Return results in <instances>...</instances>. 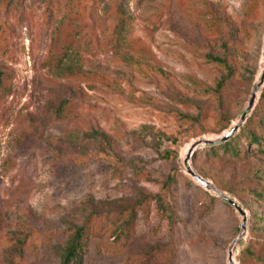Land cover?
Here are the masks:
<instances>
[{"label":"rangeland","instance_id":"rangeland-1","mask_svg":"<svg viewBox=\"0 0 264 264\" xmlns=\"http://www.w3.org/2000/svg\"><path fill=\"white\" fill-rule=\"evenodd\" d=\"M263 61L264 0H0V264H60L88 218L83 264H230L239 236L235 264L264 255V85L262 145L190 161L242 235L184 164L239 123Z\"/></svg>","mask_w":264,"mask_h":264},{"label":"trees","instance_id":"trees-1","mask_svg":"<svg viewBox=\"0 0 264 264\" xmlns=\"http://www.w3.org/2000/svg\"><path fill=\"white\" fill-rule=\"evenodd\" d=\"M124 18L123 16H119L116 25L114 27V32L112 35V38H115V42L119 41V36L123 31L124 28ZM67 51L63 50L60 46L56 45L52 49V56L49 59V64L51 63H57L60 64L62 62V59L66 56ZM208 59L211 62L220 64L222 66L228 67V62L226 59L221 58V57H213L209 56ZM224 83L220 82L218 85V90H221L223 87ZM64 104H68L65 102ZM63 106L62 105L60 112L63 111ZM191 118V117H188ZM251 118H248L244 125L240 127V129L232 136L230 140L227 142H222L218 143L215 145H206L204 149H208V152L217 154L219 152H223L228 155H232L234 157H239L241 155V150L239 148V145L243 138L245 141L252 142L256 145H262V140L260 137L253 132L251 129ZM229 126L227 125L224 129H227ZM94 136H100L101 134L99 132H95L93 134ZM245 135V136H243ZM202 148H199L196 150L195 154L197 153L198 150ZM194 154V155H195ZM174 181V178H169L168 183H172ZM254 196L258 198L259 200L264 201V191L259 193L255 192ZM217 197L212 196L211 200L212 203H215ZM263 221V220H262ZM94 229V222L92 218H88L84 222H82L80 225H76L73 228V233L72 236L67 244V247L61 257V262L60 264H83L84 261V256L88 252V241L90 237L92 236ZM239 262L240 264H264V255H260L256 251L253 250L251 242L248 243L245 248L242 250L240 253L239 257Z\"/></svg>","mask_w":264,"mask_h":264},{"label":"water","instance_id":"water-1","mask_svg":"<svg viewBox=\"0 0 264 264\" xmlns=\"http://www.w3.org/2000/svg\"><path fill=\"white\" fill-rule=\"evenodd\" d=\"M264 63V61H263ZM264 85V65H263V71L262 74L260 76V79L258 81V83L256 84L255 88H254V92L252 94L251 100L249 102L248 107L246 108V110L243 112L240 121L238 124H236L230 131H228L226 134H224L221 138L219 139H203V140H199L198 142L194 143L191 148L189 149V152L185 158V167L187 169L188 174H190L199 184H201L202 186H204L207 190H212L214 191L218 197L222 198L225 202H227L228 204H230L231 206H233L238 212L239 214L242 216L243 218V223H242V233L241 235L246 231L247 229V213L246 211L239 205V203L226 196V194H224L221 190H219L216 186H214L210 181L206 180L204 177H202L201 175L197 174L194 169L192 168V165L190 163L191 158L194 156L195 152L197 149H199L202 146H206V145H215L218 143H222V142H227L228 140H230L232 138V136L240 129L241 124L245 123L247 116L249 114L250 111L253 110L254 106H255V102L258 96V92L261 89V87ZM240 236L234 241L232 247H231V251L229 253V262L230 264H235L234 260H233V249L235 248V246L238 244L239 240H240Z\"/></svg>","mask_w":264,"mask_h":264},{"label":"bare ground","instance_id":"bare-ground-1","mask_svg":"<svg viewBox=\"0 0 264 264\" xmlns=\"http://www.w3.org/2000/svg\"><path fill=\"white\" fill-rule=\"evenodd\" d=\"M233 260H234V262H235V258H234V255H233Z\"/></svg>","mask_w":264,"mask_h":264}]
</instances>
